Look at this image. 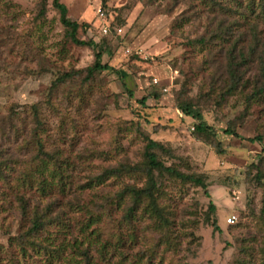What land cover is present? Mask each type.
I'll return each mask as SVG.
<instances>
[{
	"label": "rangeland",
	"instance_id": "rangeland-1",
	"mask_svg": "<svg viewBox=\"0 0 264 264\" xmlns=\"http://www.w3.org/2000/svg\"><path fill=\"white\" fill-rule=\"evenodd\" d=\"M61 2L89 25L80 37L92 38L115 71L54 86L91 66L94 48L67 39L53 0L45 17L41 0H0V150L15 166L0 179V264H264V0ZM230 53L241 78L233 91ZM181 102L199 110L208 133L197 132L200 121ZM142 134L174 152L168 165L208 184L209 196L189 183H161L172 245L141 212L126 220L130 200L117 196L143 177L96 179L108 167L143 163ZM39 142L64 178L40 202L54 220L36 239L47 251L29 246L23 255L17 240L30 218L10 186L39 166Z\"/></svg>",
	"mask_w": 264,
	"mask_h": 264
},
{
	"label": "trees",
	"instance_id": "trees-1",
	"mask_svg": "<svg viewBox=\"0 0 264 264\" xmlns=\"http://www.w3.org/2000/svg\"><path fill=\"white\" fill-rule=\"evenodd\" d=\"M108 0H102V6L105 7ZM53 7L59 14L60 22L65 28L66 37L73 44L83 47H91L95 50V60L94 63L83 71L74 72L70 74H65L59 77L54 83L57 86L60 83H67L71 81L73 76H79L82 72L86 73V81H90L97 74L104 73L106 71H115L114 68L105 64L103 62V57L105 55L104 51L98 49V44L94 42L91 38L90 40H84L80 37V32L86 34L89 31L88 24H79L74 21L68 14V8L64 5L61 0H53ZM39 15L40 17H45L47 6L46 0H41L39 4ZM264 59V58H263ZM262 59V60H263ZM234 57L230 53V77L231 86L230 91L236 90L239 87L241 78L238 76V65L233 63ZM262 77L264 80V60L262 62ZM261 92H264V81L260 88ZM132 95V93L130 92ZM157 97V94H156ZM147 98H143L139 101L140 104H145ZM178 109L186 116L191 117L200 121V124L196 127L198 133L204 134L208 133L209 128L203 121V116L197 110L194 105L190 102H181L178 104ZM34 115V123L36 125L35 130L41 129L43 127V122L40 119V112L35 106L31 109ZM37 132V131H36ZM231 130L227 131V134H231ZM144 144L143 151V163L129 165L120 164V166H112L104 169V171L97 176V182L100 185L105 184L107 180L111 178L121 179L122 177L134 178V176L143 177V182L139 184H127L123 188L122 192L118 194L117 198L119 201H124L125 199L130 200V206L126 210V220L130 221L136 217V215L141 212L143 217H148L149 219L158 223L160 229H164L165 234L167 233L166 227L168 226V218L165 215V210L160 204V198L163 197L161 192V183L164 180H171L174 182H180L183 184H192L196 187L201 188L206 195L209 196L208 184L206 179L202 175L196 173H186L178 169L174 164L168 165L166 159L174 160L177 159L174 152L168 148L166 145L162 144L151 138L148 134H142ZM261 141V137H257L252 142ZM220 147V145L218 146ZM38 152L36 159L39 161V166L33 170L28 171L23 177L16 180L17 184L10 189L20 204V209L22 214L26 218H30V227L28 230L17 240L20 243L23 255L27 254L29 246L34 247L35 250L47 251L48 246L37 242L43 232L46 230L48 225L53 223V219L50 218V206H47L45 211H42L40 202L43 198L48 195L53 194L60 186L62 187L63 182V172L62 166L59 168L57 164H53V161L57 156L52 152L45 150L44 145L39 142L37 144ZM14 164L11 159L7 157L3 150H0V179L7 180L10 175V171L14 169ZM10 182V181H8ZM11 182L9 183V185ZM210 211L215 212V205L212 203L210 205ZM262 214L264 217V199H263V209ZM210 219H207L209 222ZM98 221L91 220L90 226L94 225ZM214 229L217 228V222L212 223ZM165 243L172 245L174 242L171 239V235H167ZM163 242V241H162ZM164 243V242H163ZM106 246H102L105 249Z\"/></svg>",
	"mask_w": 264,
	"mask_h": 264
},
{
	"label": "built area",
	"instance_id": "built-area-1",
	"mask_svg": "<svg viewBox=\"0 0 264 264\" xmlns=\"http://www.w3.org/2000/svg\"><path fill=\"white\" fill-rule=\"evenodd\" d=\"M102 16H103V14H102ZM102 32H103L104 35H107V34H108V28H107V27H103V28H102ZM119 32H122V30L120 29ZM228 222H229L230 224L235 223V217H231V218H229Z\"/></svg>",
	"mask_w": 264,
	"mask_h": 264
}]
</instances>
